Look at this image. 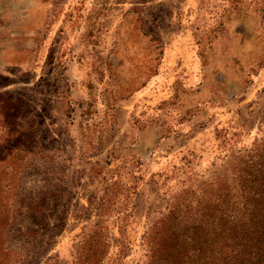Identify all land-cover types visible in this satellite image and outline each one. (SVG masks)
Masks as SVG:
<instances>
[{
	"label": "rangeland",
	"instance_id": "374dc122",
	"mask_svg": "<svg viewBox=\"0 0 264 264\" xmlns=\"http://www.w3.org/2000/svg\"><path fill=\"white\" fill-rule=\"evenodd\" d=\"M263 137L264 0H0V264H145Z\"/></svg>",
	"mask_w": 264,
	"mask_h": 264
},
{
	"label": "trees",
	"instance_id": "16d2710c",
	"mask_svg": "<svg viewBox=\"0 0 264 264\" xmlns=\"http://www.w3.org/2000/svg\"><path fill=\"white\" fill-rule=\"evenodd\" d=\"M254 147L241 156L247 159L232 184L218 182L216 203L213 195L199 198L205 212L185 213V230L163 231L165 240L148 242L145 264H264V137Z\"/></svg>",
	"mask_w": 264,
	"mask_h": 264
}]
</instances>
